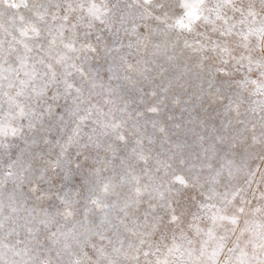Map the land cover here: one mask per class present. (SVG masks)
I'll list each match as a JSON object with an SVG mask.
<instances>
[{
	"label": "snow or ice",
	"instance_id": "1",
	"mask_svg": "<svg viewBox=\"0 0 264 264\" xmlns=\"http://www.w3.org/2000/svg\"><path fill=\"white\" fill-rule=\"evenodd\" d=\"M113 80L147 82L150 113L183 93L225 120L194 159L161 158ZM46 119L74 127L55 157L0 168V264H264V0H0V150ZM73 168L80 186L54 201L51 176Z\"/></svg>",
	"mask_w": 264,
	"mask_h": 264
},
{
	"label": "rangeland",
	"instance_id": "2",
	"mask_svg": "<svg viewBox=\"0 0 264 264\" xmlns=\"http://www.w3.org/2000/svg\"><path fill=\"white\" fill-rule=\"evenodd\" d=\"M23 11V10H21ZM127 42V41H125ZM111 43V41H109ZM113 56L116 54L113 53ZM110 61L105 59L98 58L96 61H92V67L95 70H98L101 77L107 80V76L110 75L107 69ZM87 67V65H86ZM156 83H160L159 79L156 80ZM113 86L115 87L117 84L120 85L117 96V105L120 107L124 106V103L127 102L128 112L135 115L136 112H143L144 116L139 119L140 130L144 134V142L147 144L148 139L151 138L152 149L154 153H161V158H164L168 155H171L172 151L180 152L182 151L184 155L192 154V159L195 158V153L199 150L197 146V135L208 136L212 132V128L215 127L217 129L220 128V122L225 120L223 107L220 105L216 106L217 111L212 114L211 117H208L203 107L201 106L200 101H197L194 96L180 94V102H173V94L167 93L168 99L164 101V103L160 104V111L157 113H150L147 111V108L152 104L156 103V100L151 95L145 94L147 92V82H144L143 85L133 86L129 84L127 81H112ZM143 86L144 91H141V87ZM195 85L193 86L192 91H196ZM99 96L95 97V100H100ZM187 101V103H185ZM63 103V100H61ZM106 110V109H105ZM171 117V119H170ZM65 120H68V117L65 116ZM206 120L207 125L202 126L201 121ZM49 122H51L54 126L50 131H39L33 134H29L26 136L27 143L23 140H17L13 147L8 150L7 154L0 150V168L3 170H7V164L12 160H16L18 156L21 155L23 151V158L25 161H30L32 156L40 153H48L50 152L53 157L59 152L58 147H54V142L56 140H60L63 142L68 135L71 134V129L74 127L70 122L66 127H61L56 123L55 120L48 121L46 119L44 128H48ZM26 123V121H25ZM133 121H129V125H131ZM153 123L156 124V127H153ZM164 127L166 129V133H161L159 129ZM87 130V129H86ZM47 137L49 140L53 141L52 144L45 145L43 142V138ZM181 145V149H177L175 146ZM132 145L129 144L127 148L121 147L120 151L117 154V157L112 161L113 165L120 169V157L126 156L130 153ZM76 149L72 147L69 149L68 159L75 160L76 159ZM95 155V153H93ZM103 155V153H101ZM83 159L82 157L80 158ZM91 161H89L90 163ZM43 163V160L34 161V168H40ZM59 172V170H57ZM86 171V168H85ZM51 175V174H50ZM53 181L52 186V198L55 201V194L57 192H67V191H75L80 186V173H77L73 168V178L61 181L60 175L51 176ZM63 184V187H61ZM48 187V185H45ZM14 185L12 181H8L4 188V196L5 199L8 194L11 193ZM25 193H27V188L22 189ZM124 193L127 192V189L120 190ZM29 206H32L33 201L31 198L28 200ZM58 203V201H56ZM37 211L40 210L41 206L47 207V202H36ZM194 210V209H193Z\"/></svg>",
	"mask_w": 264,
	"mask_h": 264
}]
</instances>
